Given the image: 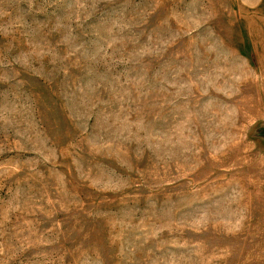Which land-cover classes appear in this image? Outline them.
<instances>
[{"label": "rangeland", "instance_id": "374dc122", "mask_svg": "<svg viewBox=\"0 0 264 264\" xmlns=\"http://www.w3.org/2000/svg\"><path fill=\"white\" fill-rule=\"evenodd\" d=\"M0 264H264V0H0Z\"/></svg>", "mask_w": 264, "mask_h": 264}]
</instances>
